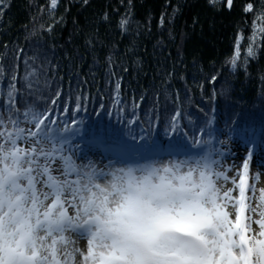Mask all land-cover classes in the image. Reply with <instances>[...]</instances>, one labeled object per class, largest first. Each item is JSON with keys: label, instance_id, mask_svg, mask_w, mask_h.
<instances>
[{"label": "trees", "instance_id": "16d2710c", "mask_svg": "<svg viewBox=\"0 0 264 264\" xmlns=\"http://www.w3.org/2000/svg\"><path fill=\"white\" fill-rule=\"evenodd\" d=\"M249 3L252 11H245ZM262 12L264 0H232L231 8L226 0L215 6L209 0H57L56 7L51 0H5L0 104L14 84L18 100L25 96L40 108H55L58 122L84 129L81 141L71 139L80 161L96 152L114 161L132 143L130 130L139 136L149 129L162 150L133 153L134 165L199 159L207 154L211 130L217 171L242 139L264 158ZM237 40L240 59L232 69L226 61ZM249 46L255 57H246ZM28 73L33 75L25 80ZM117 81L123 112L112 104ZM57 91L61 98L52 105ZM76 97L86 111L74 113ZM101 102L112 115L99 108ZM65 105L69 111L62 114ZM169 144L187 154L169 156Z\"/></svg>", "mask_w": 264, "mask_h": 264}, {"label": "snow or ice", "instance_id": "6c2138e0", "mask_svg": "<svg viewBox=\"0 0 264 264\" xmlns=\"http://www.w3.org/2000/svg\"><path fill=\"white\" fill-rule=\"evenodd\" d=\"M216 3L209 0L212 6ZM56 5L57 0H51V6ZM226 6L231 8L232 0H226ZM252 9L249 3L245 11ZM257 19L264 22V12ZM126 23L122 20L121 27ZM258 32L264 33V27ZM255 55L249 46L246 57ZM239 59L237 40L226 63L235 69ZM18 93L9 84L7 101L0 104V264H76L77 255L80 264H264V211L255 221L257 233L252 232L251 215H245L257 212L246 195L250 187L255 192L254 184L249 185L251 154L231 178L233 188L226 191L219 181L229 177L215 170L211 153L199 159L97 170L91 162H75L72 127L57 121L55 108H40L25 96L18 100ZM115 93L112 104L123 112L119 81ZM60 98L57 91L51 104ZM99 108L112 115L103 102ZM81 110L87 107L76 97L74 113ZM61 111L69 109L65 105ZM133 132L127 152L162 150L151 139L150 129L139 136ZM168 148L169 156L181 151L173 144ZM261 200L258 207H264V190ZM72 236L87 241L86 251L75 247Z\"/></svg>", "mask_w": 264, "mask_h": 264}, {"label": "rangeland", "instance_id": "374dc122", "mask_svg": "<svg viewBox=\"0 0 264 264\" xmlns=\"http://www.w3.org/2000/svg\"><path fill=\"white\" fill-rule=\"evenodd\" d=\"M212 126V129L214 127V120L210 124ZM72 127V126H71ZM214 130H211L210 136H209V143H208V150L207 154L211 153L210 158L213 155V144L215 142V137H214ZM72 133H75L74 135ZM83 133L84 129L83 128H73L72 127V132L69 133V135L72 138H76L75 142L81 141L80 139L83 138ZM167 145H165L166 147ZM76 146L71 145V151L75 153L73 156V159L77 164H82V165H87L89 162H91L97 170H103L105 172L110 171L112 168H120L123 167L125 164L128 165H134L135 162H137V158L135 155L131 152H127L126 150H121L118 154L119 155V160L121 162H118L117 160L115 161H108L104 157H102L100 154L93 153L90 158L92 159H82L80 161L77 158L78 150L76 149ZM250 149V150H249ZM123 152V153H122ZM130 153V154H129ZM179 153H184L187 154V151H184L183 149L179 151ZM178 155V152L174 153ZM252 155V159L249 161V185L255 186V192L251 190V187L249 190L246 192L247 196H250L252 199L250 201L251 207L252 208H257L256 213H248L246 212L245 215H251L252 217V232L257 233L259 232V226L255 221L261 219L259 212L264 211V207H258L259 205L262 204L261 200V193L262 190H264V158L259 155V153L256 151L254 152V147L253 149L250 147L248 144V141L245 139H242V142H237L234 143V147L230 150V153L226 156V164L222 166L221 171H223L228 177V181H224L222 178L219 181V183L223 186V190H228L233 188V184L231 183V178L235 176L236 171L240 169L241 165L244 162V159L248 157V155ZM189 157V156H188ZM164 160V159H161ZM165 161V160H164ZM216 170V169H215ZM219 170V169H218ZM258 177V179H256ZM233 195L236 196L238 195V190L233 191ZM71 211V210H70ZM228 211L232 214V218L234 219V210L229 207ZM72 239L75 241V247L80 248L81 250L86 251V246H87V241L84 239H79L75 236H72ZM80 259L81 257L79 255L76 256V264H80Z\"/></svg>", "mask_w": 264, "mask_h": 264}]
</instances>
